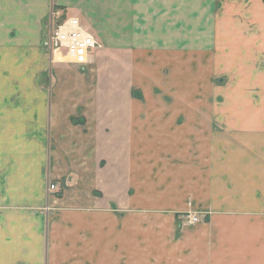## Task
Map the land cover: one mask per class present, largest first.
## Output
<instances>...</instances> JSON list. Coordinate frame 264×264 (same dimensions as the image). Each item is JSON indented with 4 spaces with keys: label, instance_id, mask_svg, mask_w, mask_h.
Listing matches in <instances>:
<instances>
[{
    "label": "crops",
    "instance_id": "crops-1",
    "mask_svg": "<svg viewBox=\"0 0 264 264\" xmlns=\"http://www.w3.org/2000/svg\"><path fill=\"white\" fill-rule=\"evenodd\" d=\"M75 5L0 0V264H264V112L217 106L213 42L158 100L149 45L52 54Z\"/></svg>",
    "mask_w": 264,
    "mask_h": 264
},
{
    "label": "rangeland",
    "instance_id": "rangeland-1",
    "mask_svg": "<svg viewBox=\"0 0 264 264\" xmlns=\"http://www.w3.org/2000/svg\"><path fill=\"white\" fill-rule=\"evenodd\" d=\"M74 3L66 10V18L76 16L93 35L98 33L105 45L134 39L136 45L150 46V53H143L142 66L151 68V80L158 82L148 87L158 100L163 92L159 80L179 76L177 61L190 64L193 50L210 47L213 42L215 55L222 62L216 75L217 106L235 104L241 108L246 104L248 109L264 112V0H72ZM117 32L137 35L114 37ZM251 49L255 59L243 58ZM229 58L235 66L232 75L222 70ZM238 66L245 68L243 73L237 72ZM183 76L191 77V71L184 69ZM232 94L246 99L229 100Z\"/></svg>",
    "mask_w": 264,
    "mask_h": 264
},
{
    "label": "built area",
    "instance_id": "built-area-1",
    "mask_svg": "<svg viewBox=\"0 0 264 264\" xmlns=\"http://www.w3.org/2000/svg\"><path fill=\"white\" fill-rule=\"evenodd\" d=\"M56 16L57 13L53 12L52 18ZM54 26L49 37L52 54L72 65L86 66L91 52L97 47L94 37L76 18H66ZM50 189L54 190V186ZM183 218L185 226H195L202 221L198 214L190 212L183 215Z\"/></svg>",
    "mask_w": 264,
    "mask_h": 264
},
{
    "label": "bare ground",
    "instance_id": "bare-ground-1",
    "mask_svg": "<svg viewBox=\"0 0 264 264\" xmlns=\"http://www.w3.org/2000/svg\"><path fill=\"white\" fill-rule=\"evenodd\" d=\"M61 58V57H60Z\"/></svg>",
    "mask_w": 264,
    "mask_h": 264
}]
</instances>
